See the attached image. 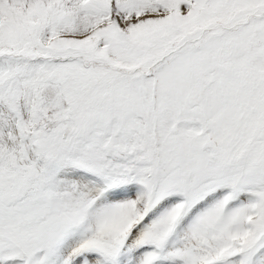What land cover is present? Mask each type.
I'll list each match as a JSON object with an SVG mask.
<instances>
[{
  "label": "snow or ice",
  "instance_id": "6c2138e0",
  "mask_svg": "<svg viewBox=\"0 0 264 264\" xmlns=\"http://www.w3.org/2000/svg\"><path fill=\"white\" fill-rule=\"evenodd\" d=\"M0 264H264V0H0Z\"/></svg>",
  "mask_w": 264,
  "mask_h": 264
}]
</instances>
